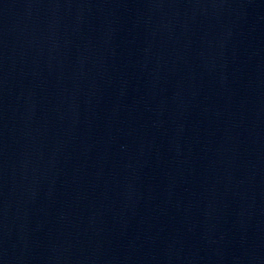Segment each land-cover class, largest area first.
<instances>
[{
	"label": "water",
	"instance_id": "water-1",
	"mask_svg": "<svg viewBox=\"0 0 264 264\" xmlns=\"http://www.w3.org/2000/svg\"><path fill=\"white\" fill-rule=\"evenodd\" d=\"M0 264H264V0H0Z\"/></svg>",
	"mask_w": 264,
	"mask_h": 264
}]
</instances>
